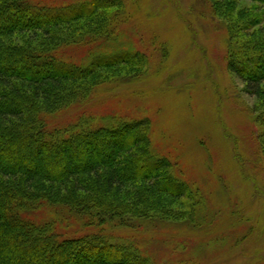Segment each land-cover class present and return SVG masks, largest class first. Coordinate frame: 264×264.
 <instances>
[{
	"label": "trees",
	"instance_id": "trees-1",
	"mask_svg": "<svg viewBox=\"0 0 264 264\" xmlns=\"http://www.w3.org/2000/svg\"><path fill=\"white\" fill-rule=\"evenodd\" d=\"M121 2L0 0V264H154L133 239H116L101 226L141 216L113 203L111 191L156 176L159 186L164 178L158 173L166 159L153 160L149 135L138 134L145 121L83 111L55 122L92 99L111 81L112 69L140 68L146 59L122 46L119 13L109 12ZM251 2L255 8L238 22L228 66L260 95L264 0ZM82 47L87 51L80 57L67 53ZM257 118L264 153V109ZM165 181L169 187V175ZM151 185L147 191L157 188ZM62 216H77L84 229L96 222L99 229L66 234L58 228Z\"/></svg>",
	"mask_w": 264,
	"mask_h": 264
},
{
	"label": "rangeland",
	"instance_id": "rangeland-1",
	"mask_svg": "<svg viewBox=\"0 0 264 264\" xmlns=\"http://www.w3.org/2000/svg\"><path fill=\"white\" fill-rule=\"evenodd\" d=\"M120 2L109 12L119 13L115 17L122 22V46L146 59L140 60V68L112 69L111 81L97 87L92 99L55 122L72 120L83 111L143 120L138 134L149 135L153 160L165 158L168 165L160 167L164 178L159 186L156 176L108 195L141 216L127 214L126 222L115 218L101 226L116 239H133L139 253L154 264H264V153L257 121L264 94L251 93L228 66L238 22L255 4ZM86 51L82 47L67 53L80 57ZM151 183L157 188L147 191ZM161 186L172 193L158 191ZM189 203H194L193 211ZM62 217L58 228L66 234L99 229L96 222L84 229L77 216Z\"/></svg>",
	"mask_w": 264,
	"mask_h": 264
}]
</instances>
